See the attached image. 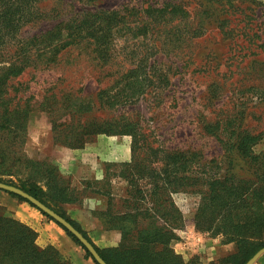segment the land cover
I'll return each instance as SVG.
<instances>
[{"label": "rangeland", "instance_id": "374dc122", "mask_svg": "<svg viewBox=\"0 0 264 264\" xmlns=\"http://www.w3.org/2000/svg\"><path fill=\"white\" fill-rule=\"evenodd\" d=\"M18 1L0 4V16L5 7L15 20L13 26L0 30V67L6 65L3 60L13 50L39 46L31 38L58 21L35 19L32 11L36 3L44 10L117 9L125 14L121 25H110L112 32L117 30L118 39L107 52L112 53L110 58L133 62L127 65L133 70L123 95L136 102L123 109L93 107L83 115L97 122L119 116L108 130L127 132L133 163L129 167L111 166L110 172L121 170L133 178V191L143 190L140 196H145L144 201L135 202L142 209L151 205L148 196L154 191L158 197L170 198L173 204H166V209L175 208L181 215L180 220H172L177 223L173 240L186 238L194 244L200 236H207L221 241L219 235L196 229L193 216L198 202L212 186L219 190L253 172L259 173L251 156L264 152V0ZM150 3L154 8L169 7L151 17L143 11L135 16V11ZM171 5L182 6L188 15ZM5 36L9 38L6 43ZM145 59L147 65L137 67L138 60ZM99 63L95 59L78 61L70 75L63 63L49 65L41 73L39 69H25L20 75L29 71L27 78H31L33 73H40L39 77L47 80L61 75V81L76 82L82 86L81 94L86 95L116 84L113 77L124 70L115 64L116 74L100 80L108 66ZM15 80L7 87L11 98L19 96L18 90L23 88ZM25 127V134L18 137L0 135V181L14 186L33 177L30 168L34 161L43 170L50 168L48 164L57 167V148L65 147L57 142L62 126L53 135L45 112L31 111ZM91 138L94 140L96 135ZM0 207L9 215L3 205ZM132 234L128 240L137 238L136 233Z\"/></svg>", "mask_w": 264, "mask_h": 264}, {"label": "trees", "instance_id": "16d2710c", "mask_svg": "<svg viewBox=\"0 0 264 264\" xmlns=\"http://www.w3.org/2000/svg\"><path fill=\"white\" fill-rule=\"evenodd\" d=\"M4 1L0 0V4ZM68 3L71 4V1ZM152 6L153 3H150L147 8H139L138 12L135 11V16H139L143 11L151 17L155 12L162 14L169 7L168 5L161 8ZM170 7L173 9L175 7L179 13L188 15L180 5ZM71 11L59 7L44 10L39 7V3L35 4V9L32 11L35 12V19L45 17L58 21L50 29L31 38V41L39 46L33 50H13L5 58L6 60H3L6 65L0 67V135L13 134L18 137L25 134L27 116L31 111H41L47 114L53 135L54 131L62 126L57 142L67 148L82 147L92 140V135L127 133L108 130L114 122L118 121L119 116H110L97 122L88 121L83 115L90 112L93 107L112 109L119 106L123 109L126 105L136 102L127 100L123 95L131 77L129 73L133 70L127 65L133 62L110 58L112 53L107 52L108 48L116 44V39H118L115 35L117 30L112 32L110 25H121L122 21H125L122 20L125 14L117 9L107 11L75 9ZM1 13L0 30L15 24V20L11 18L10 13L6 12L5 7ZM103 20H106V23ZM5 37L4 43L9 39L8 36ZM77 49L81 52H75ZM0 57L2 59V55ZM89 59L97 60L101 66H108L100 76V80L104 76L116 74V72L113 73L115 71L113 65H120V67L122 65L121 69L124 68L122 74L120 75L117 71L118 74L113 77V83L116 84L107 88H98L94 93L89 92L83 95L81 94L82 86L71 81L64 83L61 81V75L49 78V80L39 77V74L49 68V65L57 66L59 63H63L65 69L69 70V75L73 74L77 69L78 61ZM145 63L147 65L146 59L138 60L137 67ZM25 69H39L40 73H33L31 78H27L30 73L27 71L21 77L20 74ZM125 71L126 75H124ZM18 76L20 78H17ZM35 77L38 80L34 79ZM13 80L16 84L23 85V88L18 90L21 91L19 96L13 95L11 98L7 94V87ZM98 81L96 80V83ZM109 91L113 92L109 93ZM251 162L259 173L253 172L248 177L238 180L237 184L223 185L219 190L212 186L209 193L202 196L194 212L193 219L196 229L219 235L222 243H235V253L224 258L222 260L224 263L244 264L257 250L264 247V152L251 156ZM132 163L131 156L128 163L110 164L109 166L129 167ZM32 164L30 173L33 177L23 179L19 185L15 186L62 216L92 244L85 233L59 210V205L70 201L73 193L66 180L59 176L57 167L48 164L50 168L43 170L39 162L34 161ZM117 173L127 183L126 195L116 201L119 205L118 209L113 208L115 203L111 200L102 217L105 225L120 228L121 239L116 246L104 249H99L92 244L101 258L107 264H189L188 260L186 261L170 247L171 240L175 238L173 228L177 226V223L172 220L181 219L180 213L175 208L166 209V206L172 203L170 198L158 197L159 195L157 196L154 191L148 196L151 205L142 209L135 205V202L137 199L145 198L144 195L140 196L143 190L133 191V178L121 170ZM155 186L154 184L153 188H156ZM5 192L35 207L28 200L16 194ZM39 211L54 221L47 214ZM159 221L164 222L165 226L157 225ZM55 223L81 246L86 256L91 257L97 264L86 248L70 232L57 222ZM127 223H130V226ZM132 232L137 234V238L128 240ZM35 239V231L6 215L4 209L0 207V264H66L58 258L54 248L51 246L40 248L35 243Z\"/></svg>", "mask_w": 264, "mask_h": 264}, {"label": "crops", "instance_id": "0c3cea01", "mask_svg": "<svg viewBox=\"0 0 264 264\" xmlns=\"http://www.w3.org/2000/svg\"><path fill=\"white\" fill-rule=\"evenodd\" d=\"M58 174L66 180L73 195L71 200L59 205V210L85 233L99 249L116 246L120 228L105 225L102 214L114 201L126 195V181L116 172H110V164L128 163L131 160L130 138L125 134H98L94 140L80 148H57ZM0 204L9 217L25 224L36 232L35 243L43 248L52 245L58 258L66 264H96L55 222L45 219L36 207L25 201L0 192ZM186 239V238H184ZM177 239L170 243L175 252L183 254L189 264H229L222 260L235 253V243H222L219 237L200 236L194 244ZM188 239V238H187ZM195 257V260H192ZM253 264H264L262 253Z\"/></svg>", "mask_w": 264, "mask_h": 264}, {"label": "water", "instance_id": "95a60500", "mask_svg": "<svg viewBox=\"0 0 264 264\" xmlns=\"http://www.w3.org/2000/svg\"><path fill=\"white\" fill-rule=\"evenodd\" d=\"M0 190H4L7 192L14 193V194L28 200L36 208L41 210L43 213L47 214L55 222H57L62 227H64L68 232H70L86 248V250L90 253V255L97 262V264H107L101 258V256L98 254V252L92 246V244L85 237H83L82 234L74 226H72L68 221H66L62 216L57 214L51 208H49L48 206L43 204L40 200L31 196L30 194L23 191L21 188H19L17 186L7 184V183L1 182V181H0ZM262 253H264V247L257 250L244 264H253Z\"/></svg>", "mask_w": 264, "mask_h": 264}]
</instances>
